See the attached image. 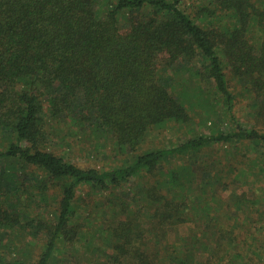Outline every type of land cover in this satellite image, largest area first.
Here are the masks:
<instances>
[{
    "label": "trees",
    "instance_id": "16d2710c",
    "mask_svg": "<svg viewBox=\"0 0 264 264\" xmlns=\"http://www.w3.org/2000/svg\"><path fill=\"white\" fill-rule=\"evenodd\" d=\"M178 64L183 91L159 75ZM209 81L229 127L155 144L207 125L197 107L218 108ZM245 102L255 109L250 125L235 111ZM71 122L95 148L110 138L120 161L82 167L52 151L55 124ZM222 146L235 159L243 147L264 155V0H0V264H52L98 236L99 264H199V233L172 251L164 245L171 228L198 215L189 203L200 188L196 165L210 173L205 155ZM31 200L55 206V220L33 215ZM237 202L250 208L245 194ZM84 207L106 227L96 237L78 220ZM4 232L43 240L40 256L11 257ZM252 254L250 264H264V247Z\"/></svg>",
    "mask_w": 264,
    "mask_h": 264
},
{
    "label": "rangeland",
    "instance_id": "374dc122",
    "mask_svg": "<svg viewBox=\"0 0 264 264\" xmlns=\"http://www.w3.org/2000/svg\"><path fill=\"white\" fill-rule=\"evenodd\" d=\"M181 69L182 66L178 64L169 71L161 70L159 75L163 82L169 86L172 82L182 85L178 88L183 91V82L188 77L185 71L182 72ZM203 85L206 91L210 93L211 103L217 104L216 107H218L215 108L216 113H209L207 107H197L199 120L202 117L207 118V125L196 124L184 135V132L178 134L177 132L169 131L163 134L155 144L168 146L171 143L183 142L189 138L209 133V127L214 124L224 128L229 127L227 124L229 119L225 114V105L213 93L212 83L209 81ZM188 89L190 90L191 88ZM193 92L194 89H191L190 93ZM235 109L237 118L241 123L250 125L255 110L251 107V102L238 104ZM71 124L72 122L55 124L59 129V133L54 135V140L50 142L49 147L52 151L82 167H108L120 161V158L112 152L110 138L102 141L100 145H104V147L97 145L95 148V146L89 144L87 136L77 128L73 129ZM229 151H234V149L230 148V146L215 147L205 155L212 157L210 162V173L212 176L203 170V161L200 160L198 162L196 173L200 188L189 201L192 206H197L195 212H198V215L194 221L171 228L169 239L164 245L172 251L180 244L183 237L189 233L191 234L192 231L199 233V239L203 242V249L199 252L198 257L199 264H250V257L254 255L252 253H255L257 249L260 251L264 247V173L261 170L264 155L259 156L256 150H248V148L244 149L243 147V149L239 150L240 154L236 155L235 159L230 155ZM220 161L223 163L220 164ZM239 167L244 170L241 175L237 176V172L234 169ZM220 169L229 172L226 179H220L217 176L218 172L221 175ZM236 177L239 180H236ZM53 193L58 196L59 190H54ZM242 194H245L250 201V208L246 213L240 211L237 205V198ZM24 201L26 200L24 199ZM31 203L34 205L32 208V211H34L33 215L40 214L46 219L55 220L53 212L56 208L55 206L41 209L44 204L38 205L37 200H31ZM11 207L21 208L24 206L23 202H15ZM24 210H26V207ZM256 210H259V213H255ZM78 220L83 224L84 229L91 233L92 237H96L95 232L99 235L100 231H98V228L102 230L106 228L100 220L90 217L86 207L82 209ZM223 230L228 231L231 236L225 239L222 236ZM230 239L236 241L232 246L228 245ZM1 240L5 252L11 253L9 254L11 257L25 260L37 259L44 246L43 240L37 241L31 236L25 237V235L17 233L11 235L8 232H4ZM95 244L98 246L102 244L100 236L91 244L83 240L74 253L65 252L56 256L52 264H99L97 261L100 259V254L91 253ZM110 250L111 248L108 249V251ZM242 259L244 261H241Z\"/></svg>",
    "mask_w": 264,
    "mask_h": 264
}]
</instances>
